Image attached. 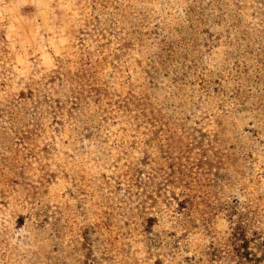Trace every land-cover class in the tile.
I'll list each match as a JSON object with an SVG mask.
<instances>
[{
    "label": "rangeland",
    "instance_id": "obj_1",
    "mask_svg": "<svg viewBox=\"0 0 264 264\" xmlns=\"http://www.w3.org/2000/svg\"><path fill=\"white\" fill-rule=\"evenodd\" d=\"M0 264H264V0H0Z\"/></svg>",
    "mask_w": 264,
    "mask_h": 264
}]
</instances>
